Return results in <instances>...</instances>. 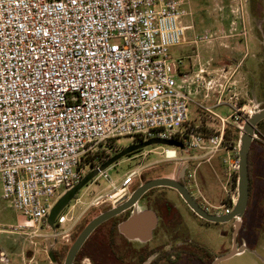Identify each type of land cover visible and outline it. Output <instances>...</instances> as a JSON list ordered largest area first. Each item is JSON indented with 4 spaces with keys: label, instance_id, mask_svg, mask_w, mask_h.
I'll list each match as a JSON object with an SVG mask.
<instances>
[{
    "label": "built area",
    "instance_id": "2783aa9c",
    "mask_svg": "<svg viewBox=\"0 0 264 264\" xmlns=\"http://www.w3.org/2000/svg\"><path fill=\"white\" fill-rule=\"evenodd\" d=\"M191 15L188 0H0L1 198L18 216L10 230L47 228L56 202L116 155L121 139L136 137L175 140L208 163L223 156L225 179L217 176L231 203L212 208L232 212L240 164L234 136L260 103L242 101L226 67L210 79L202 70L181 72L172 49L188 42L192 26L184 21ZM215 39L206 31L193 42ZM202 90L205 99L217 94V105L231 113L200 102L192 122L191 104ZM177 149L139 152L143 161L153 154L174 161ZM141 173L135 167L114 180L100 171L92 183L104 180L117 190L110 198L129 196ZM110 198L97 193L85 202L77 195L57 217L58 229L74 220L77 204L87 211Z\"/></svg>",
    "mask_w": 264,
    "mask_h": 264
},
{
    "label": "rangeland",
    "instance_id": "374dc122",
    "mask_svg": "<svg viewBox=\"0 0 264 264\" xmlns=\"http://www.w3.org/2000/svg\"><path fill=\"white\" fill-rule=\"evenodd\" d=\"M190 8L195 16V34L204 33L206 29L211 31L217 39L210 43L190 44L186 49L173 48L172 58H182L185 55L192 56L191 61L198 63V66L206 64L208 59H213L217 66L230 65L232 71L230 76L237 81L238 89L244 95V101L255 100L263 102L264 106V0H188ZM188 49V50H187ZM199 54V55H198ZM244 58V61H243ZM200 61V63H199ZM184 66L188 65L187 59L183 60ZM241 65L238 67V65ZM214 65V66H215ZM177 68L176 65H174ZM199 109L191 108V120L195 123ZM216 111L223 116L231 113L228 108H217ZM230 135L234 136L233 131ZM261 140H264L261 137ZM137 143V138H124L119 142L121 150L124 147ZM264 147L263 144H260ZM155 148V146H152ZM151 147L145 148L149 149ZM174 149V148H173ZM260 149L261 159H264V149ZM178 150V160L164 161L161 156L153 154L150 158L142 160L140 152L121 159L118 163L108 169V173L114 180H121L126 172L139 167L143 172L145 169L152 171V177H167L175 179L178 174L186 175L187 183L195 191L199 200L210 207L215 213L216 210L212 206L229 205L231 196L225 193L218 176L225 179L226 164L220 158L212 160L208 163L203 159H193L195 153H182ZM158 151H161L159 149ZM262 161V160H261ZM262 182L254 186V194L252 196L250 210L245 215V230L243 233L248 240L249 250L241 255H237L231 259L223 261L219 264H264V224L261 226H252V222L258 224L262 219L257 218L263 216L264 198L260 199L257 195L261 190L264 195V161L261 162ZM90 186L89 189L87 187ZM79 194L83 195V201L89 202L93 195L104 193L113 196L117 190L108 188L106 181L102 180L98 183H90ZM235 191V190H234ZM155 196L169 197L174 203L178 204L183 210L189 211L185 205L179 200L177 193L169 189L155 190ZM2 187L0 185V252H5L7 261L0 264H52L47 255L48 246H53L55 256L59 255V263L63 264L68 249L76 240L83 230V227L91 220L92 215L84 218L85 205L77 204L73 210L74 220L76 221L81 215L76 225L72 227L69 222L64 228L52 231L45 228L38 232L31 231H14L10 230V226H15L18 222L16 212L10 205L2 200ZM128 196H114L104 203L100 208H112L118 205V202ZM75 204V200L72 201ZM93 209V208H92ZM99 209V208H98ZM257 211V212H256ZM84 216V217H83ZM187 229L185 236H189V240L195 244L206 246L208 250L215 256L221 257L228 253L233 247V222L225 224H204L203 221L191 214L185 216ZM255 219V222H254ZM67 229V230H66ZM9 231H12L11 233ZM187 234V235H186ZM244 235V234H243ZM180 232H176L170 225L166 224L163 219L160 228L156 230L155 240L148 244L147 256L156 252L161 261H165L169 253H173L176 249L182 247L181 243H177L181 238ZM244 236H242L243 238ZM245 238V237H244ZM244 240V239H243ZM57 241V243H55ZM245 244V243H244ZM135 248L144 247L145 244L140 241L131 242ZM202 246V247H203ZM158 258V259H159ZM214 257L211 255L212 260ZM50 261V262H49ZM184 262V260H183ZM211 264L210 262L192 261L187 264ZM82 264H90L88 260H84ZM165 264V262L163 263Z\"/></svg>",
    "mask_w": 264,
    "mask_h": 264
},
{
    "label": "water",
    "instance_id": "95a60500",
    "mask_svg": "<svg viewBox=\"0 0 264 264\" xmlns=\"http://www.w3.org/2000/svg\"><path fill=\"white\" fill-rule=\"evenodd\" d=\"M263 120L264 108L258 110L246 121L244 124V129L239 135L238 145L240 164L238 174V198L231 213L225 215L210 214L197 203L183 183L176 179L167 177L155 178L139 185L129 197L123 199V202L93 218L71 245L64 264H74V261L82 247L98 227L131 208H133L132 214L129 216V218L119 224V232L130 241H150L153 238L154 230L158 226V216L152 209H145L143 211L139 210L138 203L147 192L155 188H170L176 190L186 201L191 210L197 216L206 220L207 222L224 224L233 221V247L228 253L216 258L212 264H219L248 251L249 248L246 244L241 246L239 245L238 235L240 229L242 228L243 218L248 209L250 201L249 154L251 151L255 130L258 124ZM158 145L178 148L182 153L188 151V148L183 143L177 142L175 140H164L160 138H150L140 143H133L132 145L125 147L122 151L105 162L99 169L90 172L80 181V183L65 193L56 202L47 218V228L53 231L56 230L55 223L57 217L66 207L72 203L73 200L76 199L77 195H79V193L86 186L94 181V179L99 175L100 171L108 170L121 159L129 156L130 154ZM47 255L52 264H60L55 256L53 246H48ZM153 258L154 256H152L145 264H149Z\"/></svg>",
    "mask_w": 264,
    "mask_h": 264
},
{
    "label": "flooded vegetation",
    "instance_id": "af4514ba",
    "mask_svg": "<svg viewBox=\"0 0 264 264\" xmlns=\"http://www.w3.org/2000/svg\"><path fill=\"white\" fill-rule=\"evenodd\" d=\"M259 103H260V109H263L264 108L263 102H259ZM261 137L264 139V120L261 121L258 124V126H257V128L255 130V133H254V139H253V143H252V146H251V148H252V163H253L252 173H253V175H252V188L250 190V201H249V206H248V209H247L246 213L250 210V202H251L252 196L254 194V186H255V184L258 183L257 181H259V184H260V182H262V180H263V176H262L260 167H261V164H262L261 162L264 161V159H261L262 156L260 155V149H258V148H263L264 149V147L260 145V144H263L264 145V140H261ZM122 150H120V151H122ZM152 174H153L152 171H149V169H145L141 173L140 177L133 184L132 190L130 192V195H131V193L139 185H141V184H143V183H145V182H147L149 180H152V179H155V178H159V177H152L153 176ZM174 178L176 180H178L179 182L183 183L186 186V188L188 189V191L190 192V194L192 195V197L197 201V203L202 208H204L210 214L217 215L216 212L213 213L210 210V208H208V207L206 208V205L203 204L199 200V197L197 196V194L195 193V191L191 188L190 184L187 183L186 175L184 174V172L178 174L177 177H174ZM157 189H169V190L175 191L177 193L178 197H179V200L188 209L189 214H191V215H193V216L201 219L204 224H208V225L209 224H217V223L207 222L206 220H204V219L200 218L199 216H197L191 210V208L188 206V204L186 203V201L182 198V196L176 190L170 189V188H155V189H152L149 192H147L141 198V200L138 203V207H139V210H142V211L145 210V209H152V210H154L156 212V214L158 216V226L154 230L153 238L150 241H148V242H142V243L145 244V246L144 247H141L139 249L135 248L132 245L131 249H134V250H132L133 254H122V255H119L118 253L117 254H113L107 260L106 264H145V263H147V261L152 256H154V258L151 260V262L149 264H163L164 262H165V264H187L189 262L191 263L194 260L199 261V262H202V263L203 262H206V261L207 262H210L211 261V264H212L213 261L216 258H218L219 256H215L213 252H211L210 250H208L206 248V246L198 245V244L193 243L192 241L189 240V236L183 235V234H185V232L183 233V231H185L187 229V227H188L187 222L185 220L186 214L189 215L188 212H187V210H183L182 208H180V206L178 204L174 203V201L171 198L167 197V196L166 197H164V196L163 197L155 196V194H156L155 193V190H157ZM257 195H258V197L260 199L264 198V195H262L261 190H259V192L257 193ZM121 202H123V200L119 201L118 204L121 203ZM109 209H111V208H109ZM109 209L108 208H102L101 209L100 207L93 208V209L90 208L86 213H84V216L85 217L84 216L83 217L86 218V217H89L90 215H92L93 218H95L99 214H101V213H103V212H105V211H107ZM132 212H133V208L128 209L124 213H122L119 216H116V217L110 219L109 221L105 222L104 224H106V223L114 224L115 223L116 226H117L118 232H119V224L122 221H124L127 218H129V216L132 214ZM246 213H245V215H246ZM257 213L258 214H261L260 212H257ZM245 215H244V217H245ZM257 215H256V218L255 219L258 220L261 217L262 220L258 224H256V223L254 224L252 222L251 223L252 226L253 225L254 226H261V225L264 224V213H263V216H260L259 215L258 218H257ZM93 218L91 217V220ZM163 219L166 220V224L167 225H170L176 232H178V233L180 232V236H182L181 238H178V241H177L178 244L181 243L182 247H180V248L176 249L175 251H173L171 258L169 260H167V258H165V261H161L160 258H159L160 255L158 256V253H156V252H153L149 256H147L148 244L150 242H152L153 240H155L156 230L158 228H160L161 222L163 221ZM255 219H254V222H255ZM87 224L85 225V227L87 226ZM244 224H246L245 218H243L242 228L240 229V232H239V235H238V242H239V245L240 246L243 245L244 243L247 246L249 245L248 244L249 242L247 240L248 237H246V235L248 236V234L245 235V233H243L244 230H245ZM55 226H56V230H57L59 227H58V225L56 223H55ZM85 227H83V229ZM119 234L123 237V239L118 237L117 243L118 242H123L124 239L127 240L128 242H133V241H130V240L126 239L120 232H119ZM242 236H244L245 238L244 237L242 238ZM55 243H57V241H55ZM196 245H198L202 249L200 250L198 247H196ZM69 249H68V251H69ZM68 251H67V253H68ZM179 254H181V256ZM186 254H188V255L186 256ZM211 255H213V257H214L212 260H210L211 259ZM66 256H67V254H66ZM66 256L64 258V261L66 259ZM183 256L184 257L186 256V257L183 258ZM200 256L203 257L202 260L199 258ZM196 257H198V258H196ZM58 259H59V255L57 254V260ZM76 259H77V257H76ZM76 259L74 261V264L75 263L76 264H82V262L84 260H88L90 262V264H101L100 262H94L93 259L90 258V257H80L77 262H76ZM183 260H184V262H183ZM63 264H64V262H63ZM103 264H105V263H103Z\"/></svg>",
    "mask_w": 264,
    "mask_h": 264
},
{
    "label": "trees",
    "instance_id": "16d2710c",
    "mask_svg": "<svg viewBox=\"0 0 264 264\" xmlns=\"http://www.w3.org/2000/svg\"><path fill=\"white\" fill-rule=\"evenodd\" d=\"M137 143H140L143 141L142 138L136 137ZM229 139V138H228ZM239 140V134L234 136V140ZM120 152V151H119ZM118 152V153H119ZM138 153V152H136ZM135 154V153H133ZM133 154H130L129 156H132ZM105 163V162H104ZM252 169H253V163H252V148L249 154V175H250V190L252 188ZM251 204V202H250ZM123 237L119 234L116 224H103L100 226L96 231L89 237L85 245L82 247L81 251L79 252V255L77 256L76 262L80 257H90L93 259L94 262H100L101 264L107 262V260L112 256L113 254H133L131 249L132 245L131 242H128L124 239L123 242H118L117 239ZM200 250L198 245H196ZM129 249V250H128ZM190 253V252H189ZM188 253V254H189ZM186 254V256L188 255ZM57 255V254H56ZM181 256V254H179ZM172 254L169 253L167 256V260L171 258ZM185 256V257H186ZM183 256V258H185ZM198 258V257H196ZM201 260L203 257H199ZM191 260V259H190ZM76 264V263H75Z\"/></svg>",
    "mask_w": 264,
    "mask_h": 264
},
{
    "label": "crops",
    "instance_id": "0c3cea01",
    "mask_svg": "<svg viewBox=\"0 0 264 264\" xmlns=\"http://www.w3.org/2000/svg\"><path fill=\"white\" fill-rule=\"evenodd\" d=\"M189 7H190V2H189ZM190 10H191V8H190ZM191 12H192L191 17L185 19V21H184L185 24L192 26V28L187 31L188 42L186 44H184L183 46L178 47V48L186 49L187 46H189L190 44H195L193 42V40L195 39V37L199 36V35H197L193 39H191V37L194 36V34H195V27H196L194 13L192 10H191ZM206 31H209V30L206 29L204 31V33ZM177 59H181V61H182V64L180 66V70L182 73H197V72H199V70H202V71H204L203 76L205 79H210L212 77L218 76L221 72V69H223L224 67L228 68L230 72L232 71V67L230 65L217 66V65H215L216 63L214 62L213 64L215 66L214 65L212 66L213 59H208V61H206V64H204L202 66H198V63L194 62L195 59H194V61H191L190 59H192V56H189V55H185L182 58L179 57ZM184 59H187L189 61L188 65H186V66H184V63H183ZM243 61H244V58H243ZM199 63H200V61H199ZM240 66L241 65L239 64L238 67H240ZM236 84H237V87H239L237 81H236ZM238 91L240 92V94L242 96V99H243L242 101H244L245 98H247V97H244V95L241 93V91L239 89H238ZM200 102L205 103L209 107H212V109L216 113H218L216 111L217 108L224 107V108L228 109V107H226L225 105H221V106L217 105V94H211L209 99H205L203 90H202L201 94L197 95L196 100L194 101V103L191 104V108L195 107V108L199 109L197 104H199ZM218 114H220V113H218ZM220 115H222V114H220Z\"/></svg>",
    "mask_w": 264,
    "mask_h": 264
}]
</instances>
